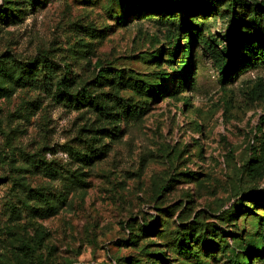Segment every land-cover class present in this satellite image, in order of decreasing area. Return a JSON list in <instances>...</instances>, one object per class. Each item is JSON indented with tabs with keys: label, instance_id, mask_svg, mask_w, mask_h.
<instances>
[{
	"label": "rangeland",
	"instance_id": "1",
	"mask_svg": "<svg viewBox=\"0 0 264 264\" xmlns=\"http://www.w3.org/2000/svg\"><path fill=\"white\" fill-rule=\"evenodd\" d=\"M242 1L261 32L238 5L196 13L204 27L176 38L161 10L123 19L139 0H0V264H264L246 248L264 245V62L225 82L217 61L238 14L264 46V0ZM44 59L96 100L35 88ZM90 145L102 153L85 164L75 152Z\"/></svg>",
	"mask_w": 264,
	"mask_h": 264
},
{
	"label": "trees",
	"instance_id": "2",
	"mask_svg": "<svg viewBox=\"0 0 264 264\" xmlns=\"http://www.w3.org/2000/svg\"><path fill=\"white\" fill-rule=\"evenodd\" d=\"M238 5L246 6L248 12H254V15L251 14V18L255 21L258 20L257 29L260 31L261 23L260 18L258 16V10L249 2H243L242 0H139V5H129L125 9V16L123 17L124 20H127L128 17L140 9H144L147 12H154L161 10L164 15V20L169 22L170 25L173 27L172 35L176 38H179V35L182 30H186L189 35H194L197 27H204L203 21H201L200 16H196V13H203L206 14L208 11H219L222 7L226 6L228 10L233 9L231 13L235 11V7ZM184 11L185 18L180 19L178 18L177 11ZM2 13H6L5 11H1ZM13 13V12H12ZM253 16V17H252ZM234 22L232 25V29L234 30V41L233 43L224 49L223 56L217 57V61L219 63V68L223 70L226 60H229L228 67L222 71V79L226 82L230 80V76L233 72L238 70L239 68H245L250 65V63H254L257 61L264 62V46L253 44L252 42H248V34L239 33V27L241 26V21L243 18L240 14L235 16ZM194 24V25H193ZM178 40V39H177ZM241 51V52H240ZM179 49L177 48L175 51H171V56L175 58ZM162 50L157 51L158 58H161ZM192 55V45L187 43L185 49L182 52L183 63L185 64ZM40 63V65L38 64ZM38 64V65H37ZM34 68L35 74H29L28 76L31 77V83L34 85L35 88L43 89L46 92L52 94V98L57 102H62L65 105L73 106V107H80L86 102H94L96 100V96L93 95V91L87 88H84L82 91L77 92L76 94H70L67 90H70L74 82L67 76L62 78L57 77L58 67L50 62L47 59L41 60L35 64H31ZM39 66V67H38ZM187 66L192 67L193 65L190 63ZM104 73H100L99 78L103 79L104 77H108V70L102 69ZM187 78L182 79L180 81L181 84H185ZM152 81V80H149ZM154 81L149 82V86L152 87ZM144 84L137 85L139 89L144 88ZM54 88H56L54 90ZM127 100L119 99V103L116 107L124 109L122 113L125 114L127 119L135 120L139 118L141 112L138 110L137 106L129 105ZM115 107H107L101 108L98 106L97 109L100 111V115L105 117L106 119H112V121H116L121 116V111L115 113L111 110L117 109ZM119 128L115 126L112 130V134L114 137H119ZM103 148H96L95 146L90 145L87 150L84 152H75V156L77 159L85 164H89L92 160V157L97 156L98 154L102 153ZM255 169L251 167V170ZM47 171L50 173L53 172L52 168H47ZM262 237L263 234H262ZM250 252H256V249H262L264 251V245L260 244H252L248 246ZM246 257L242 258L243 263L245 264ZM249 261V259L247 260ZM248 264V263H247Z\"/></svg>",
	"mask_w": 264,
	"mask_h": 264
}]
</instances>
